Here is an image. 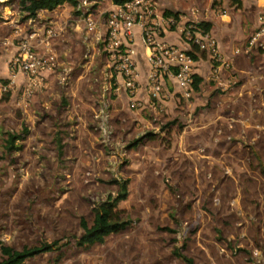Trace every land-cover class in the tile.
I'll list each match as a JSON object with an SVG mask.
<instances>
[{
	"label": "rangeland",
	"instance_id": "rangeland-1",
	"mask_svg": "<svg viewBox=\"0 0 264 264\" xmlns=\"http://www.w3.org/2000/svg\"><path fill=\"white\" fill-rule=\"evenodd\" d=\"M155 2L163 15L203 9L197 0ZM111 3L77 0L24 19L17 0H0V86L13 77V87L0 90V242H57L22 264H264V59L247 51L252 81L242 101L216 99L220 88L232 97L237 80L206 100L136 95L132 106L115 91L98 38ZM46 27L54 32L48 46ZM30 32L35 52H48L54 66L23 95L24 76L12 73L11 61ZM138 83L144 92V76ZM6 133L21 136L18 149H4ZM124 180L125 198L108 218L125 227L77 246L79 218L90 224L92 208L116 197Z\"/></svg>",
	"mask_w": 264,
	"mask_h": 264
},
{
	"label": "built area",
	"instance_id": "built-area-1",
	"mask_svg": "<svg viewBox=\"0 0 264 264\" xmlns=\"http://www.w3.org/2000/svg\"><path fill=\"white\" fill-rule=\"evenodd\" d=\"M77 5V4H76ZM155 0H125L111 3L103 21L100 37L103 51L109 67L115 74V91L125 93L132 106L136 104V93L139 89L138 72L136 70V46L134 43L137 29V41L143 48L145 66L143 91L146 96L159 99L166 81L171 83L176 92L184 98L192 92L191 83L195 74L193 58L188 54L192 47L194 54H204L209 63L227 67L228 62L221 58L215 39L208 30L198 26L199 10L190 7L186 13L163 15L158 13ZM262 10L257 14V24L245 37L244 50L264 49V0ZM86 29L95 30L96 23L88 13L84 18ZM178 32L189 49H182L175 44L166 42L162 34L166 31ZM54 35L50 27L42 33V43L48 46V39ZM35 33L26 34L17 44V55L13 58L12 73L24 76L25 84L21 94L29 95L34 88L44 83V75L53 66V57L48 52H35L31 40ZM15 70V72H14ZM216 71V70H215ZM215 72L209 79L215 80ZM13 77L0 86L7 91L13 87Z\"/></svg>",
	"mask_w": 264,
	"mask_h": 264
},
{
	"label": "crops",
	"instance_id": "crops-1",
	"mask_svg": "<svg viewBox=\"0 0 264 264\" xmlns=\"http://www.w3.org/2000/svg\"><path fill=\"white\" fill-rule=\"evenodd\" d=\"M197 1L203 5V9L199 12L197 19L199 21L208 23V31L215 39L221 58L228 62L229 67L225 69L224 67L219 65L217 66L216 64L211 66L204 54H200V56L196 55V58L193 60V62L195 67V75L200 78V81L198 83V89L193 90L191 95L193 94L198 98L199 96L201 97V95H203L205 98L204 100H206L212 94V90L218 87L217 85L230 86L235 82L240 81V87H235L237 89L232 90V97H230L231 93H226L228 90L225 91L221 88H218L221 92H223V94L218 96L216 99L218 101L221 99L222 101L223 97L221 96H226L227 94L229 96L227 99H229L231 102L242 101V99H240L241 97L238 95L244 92V89L250 85L249 80L252 79L250 77L252 73V68L250 67V57L253 53L252 50L249 53L251 55L246 54L247 52H245L243 46L245 37L254 29L257 24V14L263 9V0H237L236 3H233L232 0H213L215 2L214 4L210 3V0ZM203 2L205 4H203ZM56 9L57 7L49 11H40L50 14L56 13ZM172 13L181 12L175 11ZM49 21L59 28V23L61 22L60 20L53 18ZM101 24L103 25V21ZM133 31L135 35H137V29L134 28ZM162 38L166 42L175 44L182 49H189V46L181 39L178 32L171 30L166 31L162 34ZM134 43L136 46V70L138 72L139 81H142L145 71L144 62L142 60L143 48L139 45L138 41H134ZM256 52H258V61L262 63L264 59V51ZM213 72H215L216 78L215 80H209L213 85H207V79ZM247 84L249 85L246 87ZM170 88L173 89L170 90ZM216 92L218 91L216 90L215 94H217ZM174 94L178 93L176 92L173 85L166 81L165 88L160 93V97L163 99V101L166 100L165 103H173L172 96ZM136 95L139 97V99L143 100H147L148 97L144 92L141 91L140 88L138 89ZM209 100L211 102L210 98Z\"/></svg>",
	"mask_w": 264,
	"mask_h": 264
},
{
	"label": "trees",
	"instance_id": "trees-1",
	"mask_svg": "<svg viewBox=\"0 0 264 264\" xmlns=\"http://www.w3.org/2000/svg\"><path fill=\"white\" fill-rule=\"evenodd\" d=\"M125 0H112V3H120ZM20 7V11L24 12L23 18H34L37 11L39 10H52L63 3H67L71 6H75L77 0H17ZM233 3H236L237 0H232ZM176 14L171 13L170 11H164V15ZM198 26H201L203 29L208 30V23L200 21ZM195 48L192 47L188 54L195 59L196 54H194ZM258 51L262 52L264 49H259ZM200 78L197 75H193L191 88L193 90L198 89V83ZM21 136L15 133H6L4 140V149L6 151H11L18 149L19 146L15 145L14 142L19 139ZM137 140L135 141V143ZM125 184L126 180L119 183L120 192L116 197L108 196L106 200L100 202L95 207L92 208V220L90 224H87L84 218H79V226L82 229V233L76 239L75 244L77 246H89L94 243H101L103 238L110 234L116 233L122 230L127 224L124 221H114L108 218L109 210L113 208L118 200L125 198ZM52 247H57V242L53 241L51 243H40L39 245L32 246H21L20 249H15L9 245H5L0 242V264H22L27 258H30L41 252L49 251ZM178 255V254H177ZM182 258L186 262H190L189 258Z\"/></svg>",
	"mask_w": 264,
	"mask_h": 264
}]
</instances>
